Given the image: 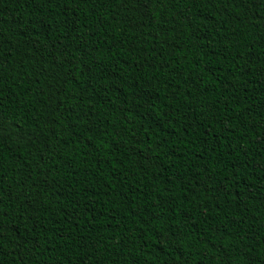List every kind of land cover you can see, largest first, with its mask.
Masks as SVG:
<instances>
[{
  "label": "trees",
  "instance_id": "obj_1",
  "mask_svg": "<svg viewBox=\"0 0 264 264\" xmlns=\"http://www.w3.org/2000/svg\"><path fill=\"white\" fill-rule=\"evenodd\" d=\"M0 264H264V0H0Z\"/></svg>",
  "mask_w": 264,
  "mask_h": 264
}]
</instances>
